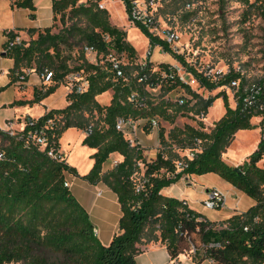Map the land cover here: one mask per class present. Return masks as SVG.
<instances>
[{
    "label": "trees",
    "instance_id": "obj_1",
    "mask_svg": "<svg viewBox=\"0 0 264 264\" xmlns=\"http://www.w3.org/2000/svg\"><path fill=\"white\" fill-rule=\"evenodd\" d=\"M14 7L35 10L34 0H10ZM102 0H51L53 25L38 32L36 39L21 40L9 47L17 34L7 33L4 55L14 61L13 74L18 77L23 70L43 68L52 71L49 85L36 90L31 101H17L12 106L33 105L54 94L72 72L86 75L89 88L84 93L67 94L68 105L52 109L38 119L27 117L25 127L13 136L0 130V264H137V247L143 239L166 246L171 259L189 254L196 264L205 260L217 264H264V140L258 142L255 151L240 165L227 164L222 155L233 143L240 130L255 129L251 115L239 107L229 105L225 91L203 98L184 83L161 85L160 91L169 93L183 88L195 99L190 105L173 108L163 99L150 100L147 87L155 88L160 73L152 63L145 71L135 68L132 75L125 67V79H117L108 65H94L84 57L83 48L93 47L105 55L109 49L118 54L134 57L135 49L127 41V33L110 23L107 10L99 9ZM126 14L130 15L131 0H122ZM249 3V0H245ZM257 9L264 16V0H258ZM59 21L62 29L53 32ZM85 27L80 29L79 23ZM70 22V25H67ZM134 26L144 32L151 48L160 47L191 74L200 87L214 91L239 78L232 72L220 82L209 81L199 70L190 66L176 54L170 45L152 36L140 24ZM79 36L77 39L76 37ZM109 37V41L105 37ZM82 47L83 63L71 68V53ZM68 51L69 54H65ZM264 53V50H263ZM2 54V53H1ZM169 64H159V71H168ZM143 74L146 82H139ZM244 82V79L242 80ZM112 91L107 105L97 98ZM136 95L145 99V107L139 108L131 99ZM224 100L225 113L207 131L203 121L197 127L174 126L167 134L160 128L158 138L161 149L147 159L139 145L131 146L122 132L115 128L118 118L134 120L160 119L174 124L176 117L193 113L205 116L216 98ZM184 106V107H182ZM94 114L102 125L93 123ZM92 132L83 145L96 149L94 165L82 179L91 185L105 184L117 196L122 216L119 233L108 245H103L94 233L95 227L87 211L65 187L67 175L79 176L77 170L65 160L55 161L48 157L29 138V134L43 130L49 146L60 149L59 139L70 129ZM149 126V125H148ZM150 127H145L149 132ZM200 150L192 159L180 156L175 150ZM118 153L123 160L107 172L103 166L109 156ZM185 164L177 168V162ZM260 165V163H262ZM142 166V167H141ZM144 173L141 184L134 175ZM215 174L254 201V205L241 213H235L222 221H210L201 214L184 206L185 200L163 195L165 188L176 184L183 177ZM142 186L140 190L138 187ZM190 243V244H189ZM195 249V253L191 250Z\"/></svg>",
    "mask_w": 264,
    "mask_h": 264
},
{
    "label": "rangeland",
    "instance_id": "obj_2",
    "mask_svg": "<svg viewBox=\"0 0 264 264\" xmlns=\"http://www.w3.org/2000/svg\"><path fill=\"white\" fill-rule=\"evenodd\" d=\"M257 1L258 0H249V3H246L245 0H156V19L162 30H171L178 36L176 44L171 45V47L176 50L178 55L182 56L190 66L199 71L207 66H211L215 69H240L244 75L245 81L250 82L261 77L264 73V16L257 9L255 4ZM102 3L105 5L110 15V23L127 33V41L136 51L134 57L129 54H122V60L124 63L130 64L128 71L133 76L136 75V65L145 62L149 52L151 53V55L148 56L150 60H152L151 65L156 70L159 69V62H173L172 57L169 54L163 53L160 47L151 48L144 32L138 28H132L133 25L128 20V15L126 14L122 0H102ZM67 25H70V22H67ZM79 27L80 29L85 27L84 21L79 23ZM60 29H62V25L58 18L57 22L54 24L53 32L57 33ZM76 38L78 39L79 36ZM65 54L67 55L69 52L65 51ZM71 57L69 62L71 68L81 65L83 63L82 47L75 49L71 53ZM84 57L88 61V57H86V55H84ZM178 66L182 68L181 64H178ZM84 77H86V75H84ZM185 78L191 90L203 98H208L224 91L222 88L208 91L200 87L193 77L185 76ZM60 86L61 87L56 93L49 98L50 102L48 100L46 106H49L51 103V105L57 109L66 107L67 100L64 96L66 92L64 86L66 87V83L63 82ZM109 92L97 98L100 104L104 105L103 102L99 100L100 97L105 99V96L108 95ZM149 92L151 101L155 103L162 99L164 101H169L174 104V109H177L178 105L175 103H177L179 99L190 101V105L195 102V99L181 88L165 94L164 91L161 92L158 89L153 91L150 90ZM67 94H69L68 90ZM225 95L228 98L230 107L233 108L234 103L231 95L226 90ZM10 99H13L12 93H4L2 96V100L4 101ZM13 103L15 102L9 105L10 109L19 107L17 105L12 106ZM7 111L8 110L4 113L11 114ZM183 112L184 110L176 117L174 124H170L163 120V118H160L159 127L155 129L157 135L160 128L165 129V135L167 136L168 132L174 126L180 128L185 125L197 127L200 121L206 119L208 123H203L205 129L210 131L212 129L211 123L219 120L225 112L224 100L222 97L216 98L213 105L208 109V113L205 117L201 115L197 116L193 113L182 116ZM34 113L37 114L38 110ZM9 121L14 123V129L18 131L21 129L20 123L25 120L14 118L6 121L5 124L7 125ZM92 121L95 125L97 123L102 125L97 114H94ZM251 124L255 129L240 130L237 132L233 143L222 155V158L227 164L231 166L240 165L255 151L257 142L260 141V132L257 130L259 128L256 126V119L253 118ZM6 125L3 127L0 126V128L6 129ZM68 130H66V134L64 136L62 135L59 139V144H61L62 150L69 156L71 166L74 168L76 167L78 173L88 174L94 165V159L90 157L88 149L93 148L83 145V141H80L78 138L75 128H70ZM173 148L180 156L188 152V150H177L175 146ZM262 164L263 162L260 163V165ZM143 173L144 170L142 169L140 173L134 175L135 182L139 185L141 184ZM67 176L70 184H72L76 175L68 174ZM209 189H216L222 192L216 187H211L206 190ZM200 195L199 185L193 186L190 197L193 206L200 210H205V213L210 214L211 217L216 216L220 209H207L202 204L203 200L199 201L202 198ZM243 197L244 201L240 203L239 210L246 211L252 199L245 194ZM195 200H198L200 203L195 204ZM93 216L97 222V216L95 214H93Z\"/></svg>",
    "mask_w": 264,
    "mask_h": 264
},
{
    "label": "crops",
    "instance_id": "obj_3",
    "mask_svg": "<svg viewBox=\"0 0 264 264\" xmlns=\"http://www.w3.org/2000/svg\"><path fill=\"white\" fill-rule=\"evenodd\" d=\"M35 10L16 8L13 6L10 0H0V54L3 53L5 45L7 44L8 38L7 33L13 32L17 34L23 41H30L36 39L38 32L45 28H49L53 25V10L51 0H34ZM132 28H136L132 26ZM172 57V56H171ZM172 63H165L171 66H175L178 62L174 59ZM162 61V60H161ZM152 62V60H151ZM161 62L158 63V65ZM14 67V61L5 55H0V126L6 125V121L21 118L25 120L27 117L32 119H38L45 113L54 108L50 105L46 106L49 97L43 99L39 103L33 105L27 104L22 107H13L10 109V104L17 101H31L34 98V93L36 90L42 88V81L39 79L37 73L34 69H26L30 72L28 73L25 82L19 83L16 74L12 73ZM24 71V70H23ZM61 87V86H60ZM59 87V88H60ZM58 88V89H59ZM64 94L65 98L67 96V88ZM57 89V90H58ZM56 90V91H57ZM4 93H12L13 99L2 100ZM56 93V92H55ZM112 98V92H109L105 96V99L100 97L99 100L103 102L104 105L109 104ZM50 102V100H49ZM68 102L66 101V106ZM9 106V109H8ZM8 110L11 114H5ZM38 110V113L34 112ZM7 111V112H8ZM225 113V112H224ZM224 115V114H223ZM140 128L135 133V138L138 145L143 149L144 156L147 159L153 158L158 150L160 149V142L155 130L149 128V132L146 133V121L141 119L138 120ZM203 122L208 123L207 119ZM214 122V121H213ZM211 123V125L213 124ZM21 129H23L24 122L20 123ZM258 130V129H257ZM69 131V130H68ZM67 131V132H68ZM66 132L62 135L64 136ZM76 134L80 141L86 137L83 131L76 129ZM60 143V142H59ZM258 144V142H257ZM257 147V145H256ZM90 152V157L96 152L95 149H88ZM60 152L64 156V160L68 165L70 164L69 156L62 150L60 144ZM123 157L118 153H113L109 156L108 161L103 166V172L114 167V163H120ZM77 170V168L75 167ZM78 173V170H77ZM86 173H78L79 176L74 177V182L70 184L67 176V182L69 183V189L71 190L74 197L81 204V206L87 211L90 219L97 231V237L103 245H108L112 238L118 234L119 220L122 216L121 207L118 202L117 196L110 190L105 184L98 183L96 185H91L84 181L82 177ZM199 185L201 199L205 198V190L211 187H216L221 190L227 196V206L225 209L217 212L216 216L211 217L210 214H206L205 210L198 209L191 203V192L192 187ZM163 195L167 197L177 198L179 200H185L187 206L194 210L195 212L201 214L204 218L210 221H222L225 220L235 213L245 212L244 210H239V205L244 201V194L229 183L225 182L219 176L215 174H206L205 176H188L183 177L176 184L171 187L165 188L162 191ZM195 204H198V200H195ZM254 205L252 200L249 204V208ZM248 208V209H249ZM247 209V210H248ZM97 216V222L93 216ZM140 250L139 254L136 256L137 264H196L189 254H182L177 259H171L167 248L165 245L157 242H146L145 239L137 246ZM200 264H217L209 260H205Z\"/></svg>",
    "mask_w": 264,
    "mask_h": 264
},
{
    "label": "built area",
    "instance_id": "obj_4",
    "mask_svg": "<svg viewBox=\"0 0 264 264\" xmlns=\"http://www.w3.org/2000/svg\"><path fill=\"white\" fill-rule=\"evenodd\" d=\"M156 0H131V8H130V15L128 16V20L134 26V24L142 25L147 31L154 37H157L165 42H167L170 47L173 44H176L178 40V36L171 30H162L157 19H156ZM99 9L106 10L105 5L102 1L99 3ZM21 38L17 35L12 42L8 43V46L11 47L14 44H20ZM106 41H109V37H105ZM171 49L178 54L176 50L172 47ZM84 54L88 57V62L94 65H108L110 71L113 73L114 77L117 79H125V70L124 68L130 66L129 63H124L122 60V54L116 53L113 49H109L107 54L100 55L98 52L91 46H85L83 48ZM5 53V50L2 54ZM1 55V54H0ZM151 53L149 52L146 57V61L140 64H137L139 71H145L149 64H151V60L148 56ZM178 64H180L178 62ZM171 66L168 71H159L154 69L155 72L160 73V78L155 86V88L147 87L148 91H153L156 89H160L161 85L165 84L167 81L171 84L177 83H184L189 85L185 76H191L186 69L182 66ZM35 71V70H34ZM30 71L24 70L22 74L18 76L19 83L22 84L25 82L26 77ZM36 72V71H35ZM209 81L211 82H220L223 80L227 75L234 72L239 76V78L232 80L229 84L224 85L222 88L224 91L226 90L232 98L234 103V108L239 107L240 110L248 115H251L254 119L257 120L256 126L259 128L258 131L260 132V139L264 140V73L261 77L254 79L250 82H246L244 79V75L240 69H215L211 66H207L200 71ZM39 79L42 81L43 85H49L52 82L53 74L47 68H43L40 72H36ZM192 77V76H191ZM244 79V82L242 81ZM148 80L147 75L143 74L139 77V82H146ZM66 88L69 93L76 92V93H84L89 88V81L86 77H84L80 73L72 72L67 75L65 78ZM181 88V87H178ZM177 88V89H178ZM183 89V88H181ZM135 102L136 106L139 108L145 107V99L140 98L136 95L133 96L131 99ZM186 102L185 99H179L177 101L178 105H184ZM202 117H205L202 115ZM146 126L152 130H155L159 127V120L158 119H151L145 120ZM14 123L9 121L6 125V129L0 128L1 131L8 133L9 135L13 136L17 133L14 129ZM25 127V122L23 128ZM115 128L118 132H122L125 137L128 139L129 144L131 146L138 145L137 140L135 138V133L140 128V124L138 120H134L133 118H123L120 117L115 122ZM22 130V129H20ZM92 126H90L84 133L86 136L91 134ZM29 138L33 143L37 144L41 149L47 150V155L51 159L55 161H62L64 160L63 154L60 152V149H55L52 146H49V141L45 136L43 130H40L36 133L29 134ZM200 141H197L196 149H189L187 154H185L186 158L192 159L195 155V152L200 150ZM3 158L2 153H0V159ZM118 163H114L116 166ZM185 164L182 161L177 162V168L183 169ZM65 187H69V183L65 182ZM142 186L138 187L140 190ZM184 206H187V202H183ZM202 204L210 210L214 209H225L227 206V196L225 193L220 192L216 189H209L205 191V198L202 201ZM94 233L97 235V231L94 230ZM192 253H195V249L191 250Z\"/></svg>",
    "mask_w": 264,
    "mask_h": 264
},
{
    "label": "water",
    "instance_id": "obj_5",
    "mask_svg": "<svg viewBox=\"0 0 264 264\" xmlns=\"http://www.w3.org/2000/svg\"><path fill=\"white\" fill-rule=\"evenodd\" d=\"M4 55V54H3Z\"/></svg>",
    "mask_w": 264,
    "mask_h": 264
}]
</instances>
